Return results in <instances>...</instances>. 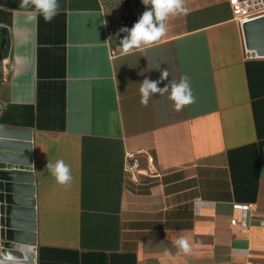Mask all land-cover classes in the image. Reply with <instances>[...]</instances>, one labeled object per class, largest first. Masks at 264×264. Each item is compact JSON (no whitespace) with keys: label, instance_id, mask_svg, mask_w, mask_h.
Returning a JSON list of instances; mask_svg holds the SVG:
<instances>
[{"label":"crops","instance_id":"crops-1","mask_svg":"<svg viewBox=\"0 0 264 264\" xmlns=\"http://www.w3.org/2000/svg\"><path fill=\"white\" fill-rule=\"evenodd\" d=\"M58 2L49 23L0 0V125L30 132L35 202L32 263L10 249L0 264H264V35L247 43L228 0H185L158 44L124 53L141 0ZM165 69L161 88L189 79L180 111L168 94L140 103ZM127 153L157 173L133 183ZM57 159L70 186L45 168Z\"/></svg>","mask_w":264,"mask_h":264},{"label":"water","instance_id":"water-1","mask_svg":"<svg viewBox=\"0 0 264 264\" xmlns=\"http://www.w3.org/2000/svg\"><path fill=\"white\" fill-rule=\"evenodd\" d=\"M242 26L247 43H255L257 32L264 35V16L246 21ZM2 33L0 44L5 48L7 37L4 31ZM30 140L29 131L0 125V256H6L10 249L17 250L21 257L12 259L28 263L33 261L30 245L35 241Z\"/></svg>","mask_w":264,"mask_h":264},{"label":"clouds","instance_id":"clouds-1","mask_svg":"<svg viewBox=\"0 0 264 264\" xmlns=\"http://www.w3.org/2000/svg\"><path fill=\"white\" fill-rule=\"evenodd\" d=\"M145 10L131 28H121L120 32L126 33L121 39L124 53H132L136 50H145L159 43L167 33V21L170 17L187 15L188 9L185 0H141ZM19 7L26 10L27 20L37 21L40 16L45 22H51L59 14L58 0H20ZM169 71L163 70L159 80L145 78L139 87L140 103L147 106L150 99L157 94L164 96L173 102L176 111L182 110L186 105L194 102V96L187 76H182L179 82L170 80L163 88L158 85L167 80ZM45 168L55 178L57 184L70 186L73 176L71 167L63 159L55 162L47 161ZM179 252L189 254L192 246L185 237L174 241Z\"/></svg>","mask_w":264,"mask_h":264},{"label":"built area","instance_id":"built-area-1","mask_svg":"<svg viewBox=\"0 0 264 264\" xmlns=\"http://www.w3.org/2000/svg\"><path fill=\"white\" fill-rule=\"evenodd\" d=\"M234 18L239 24H243L246 21H250L261 16H264V0H228ZM124 172L127 178L133 183H140V176L157 173L153 168V158L150 155L146 156V165H140L139 159L134 156L133 153H127ZM241 212V219H230L231 226L246 227L248 225L247 219L253 216V205L237 204L235 205ZM259 223L264 226V220H260Z\"/></svg>","mask_w":264,"mask_h":264},{"label":"bare ground","instance_id":"bare-ground-1","mask_svg":"<svg viewBox=\"0 0 264 264\" xmlns=\"http://www.w3.org/2000/svg\"><path fill=\"white\" fill-rule=\"evenodd\" d=\"M27 255V254H26Z\"/></svg>","mask_w":264,"mask_h":264}]
</instances>
